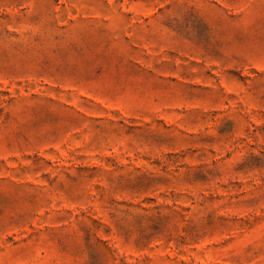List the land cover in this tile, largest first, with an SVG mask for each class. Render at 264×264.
Masks as SVG:
<instances>
[{
  "label": "rangeland",
  "instance_id": "374dc122",
  "mask_svg": "<svg viewBox=\"0 0 264 264\" xmlns=\"http://www.w3.org/2000/svg\"><path fill=\"white\" fill-rule=\"evenodd\" d=\"M0 264H264V0H0Z\"/></svg>",
  "mask_w": 264,
  "mask_h": 264
}]
</instances>
